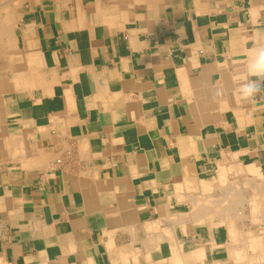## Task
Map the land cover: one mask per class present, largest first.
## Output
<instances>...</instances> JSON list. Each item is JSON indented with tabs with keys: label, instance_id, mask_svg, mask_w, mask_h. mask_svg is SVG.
<instances>
[{
	"label": "crops",
	"instance_id": "obj_1",
	"mask_svg": "<svg viewBox=\"0 0 264 264\" xmlns=\"http://www.w3.org/2000/svg\"><path fill=\"white\" fill-rule=\"evenodd\" d=\"M257 47L264 0H0V264H264Z\"/></svg>",
	"mask_w": 264,
	"mask_h": 264
},
{
	"label": "clouds",
	"instance_id": "obj_2",
	"mask_svg": "<svg viewBox=\"0 0 264 264\" xmlns=\"http://www.w3.org/2000/svg\"><path fill=\"white\" fill-rule=\"evenodd\" d=\"M247 79L240 86L244 99H252L264 94V47H257L247 61Z\"/></svg>",
	"mask_w": 264,
	"mask_h": 264
},
{
	"label": "bare ground",
	"instance_id": "obj_3",
	"mask_svg": "<svg viewBox=\"0 0 264 264\" xmlns=\"http://www.w3.org/2000/svg\"><path fill=\"white\" fill-rule=\"evenodd\" d=\"M165 2H166V1H165ZM238 166H239V165H238ZM240 166H241V165H240ZM240 166H239V167H240ZM236 167H237V166H236ZM242 167H243V166H242ZM234 170H236V169L234 168ZM235 177H236V176H235ZM263 178H264V177H263ZM232 179H234V178H232ZM254 183H255V182H254ZM234 185H235V184H234ZM255 187H256V186H255ZM260 188H261V187H260ZM245 190H247V189H245ZM250 190H251V189H250ZM250 190H249V191H250ZM257 190H260V189H257ZM242 191H243V190H242ZM237 193H238V192H237ZM244 195H245V194H244ZM219 196H220V195H219ZM245 196H246V195H245ZM245 196H244V197H245ZM263 196H264V195H263ZM240 197H241V196H240ZM221 202H222V201H221ZM248 203H249V202H248ZM245 204H246V203H245ZM245 204H244V205H245ZM245 206H246V205H245ZM242 207H243V206H242ZM246 207H247V206H246ZM244 209H245V208H244ZM242 210H243V209H242ZM246 211H247V210H246ZM219 212H220V211H219ZM232 214H233V213H232ZM241 214H242V213H241ZM238 222H239V221H238ZM247 222H248V221H247ZM263 222H264V220H263ZM246 224H247V223H246ZM249 224H250V223H249ZM249 224H248V225H249ZM243 225H245V224H243ZM236 226H237V225H236ZM234 227H235V226H234ZM237 227H238V226H237ZM240 227H241V225H240ZM248 227H249V226H248ZM252 227H253V226H252ZM254 227H255V226H254ZM232 228H233V227H232ZM238 228H239V227H238ZM226 229H227V228H226ZM254 230H255V229H254ZM263 231H264V230H263ZM234 236H235V235H234ZM261 236H263V235H261ZM236 238H237V237H236ZM262 239H263V238H262ZM229 242H230V241H229ZM238 243H239V242H238ZM232 245H233V244H232ZM230 247H231V246H230ZM246 247H247V246H246ZM248 247H249V246H248ZM242 248H243V247H242ZM243 249H244V248H243ZM248 252H249V251H248ZM244 253H245V251H244ZM247 255H248V254H247ZM263 256H264V255H263ZM259 257H260V256H259ZM238 258H239V257H238ZM244 259H245V258H244ZM259 259H260V258H259ZM260 260H261V259H260ZM249 261H250V260H249ZM231 262H232V261H231ZM244 263H245V261H244Z\"/></svg>",
	"mask_w": 264,
	"mask_h": 264
}]
</instances>
